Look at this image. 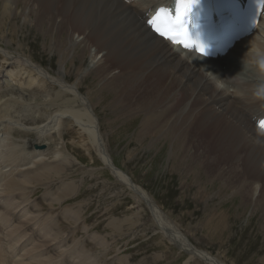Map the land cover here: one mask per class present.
I'll return each mask as SVG.
<instances>
[{"label": "bare ground", "instance_id": "obj_1", "mask_svg": "<svg viewBox=\"0 0 264 264\" xmlns=\"http://www.w3.org/2000/svg\"><path fill=\"white\" fill-rule=\"evenodd\" d=\"M170 1L137 0L128 3L124 0H12L17 6L25 3L31 8H39L41 13L42 9L47 12L44 17H52V23L48 21L52 24L49 29L51 32H67L66 40L59 38L52 41V49L60 58L68 56L66 47L72 34L78 35L80 39L78 43H75L77 40L73 42L76 48H95L96 53L90 56L91 62L96 61L99 56L101 58L96 61V66L92 67L88 76L98 78L102 83L97 92H106L104 106L114 109L118 119L144 116L136 135L137 140L142 139V142H145L149 139H159L166 143L171 142L175 157L172 169L184 170V176L193 175L191 177L196 182L194 185L197 184V199L207 200L217 191L218 195L233 191L235 198L240 197L243 203L254 205L255 216H258L259 228L262 229L264 132L256 127V123L264 118V18L257 34L237 44L226 58L202 59L194 53L180 51V47L158 37L146 26L145 14ZM6 7L7 5L4 10H8ZM26 60L27 62H10L8 66L20 64L25 69L29 68L32 61L28 58ZM31 68L38 70L36 65ZM68 71L66 70L65 75L57 73L58 80L67 82L68 77L72 75L69 72L68 76ZM81 72L82 70L76 68L73 74L80 75ZM85 78L83 75L79 83L83 84ZM80 84H77L75 89L82 95ZM63 92L75 96L72 91ZM83 99L84 97L80 99L75 96V99L60 106V112L36 132L39 134L42 129L53 133L58 129V122L68 119L80 127L82 134L88 137L90 145L102 155L105 151L102 150L103 139L97 135L101 128L96 106H93L95 103L92 105V100L88 97ZM8 104L0 105V219H3L0 220V230L5 231V234L0 236V264H66L69 256L73 254L70 251L61 252L58 261L48 255L52 248V220L49 218L42 228L44 232H48L46 235L50 238L43 240L45 243L41 242L44 243L41 247L35 244L33 248L26 249V254L20 256L19 261L12 259L19 253L16 246L21 244L23 248L26 245V242H22L27 237L26 229L30 231V226L38 224L37 220L40 219L39 215H34L39 210L35 208L40 204L25 206V203L34 198L41 177L51 184L52 171L56 169L57 173H62L63 170L60 169L61 166L53 170L52 159H44L43 152L38 150L33 151L31 161L25 159L27 157L23 156V150L26 146L12 141L13 136L18 134V122L11 118ZM32 131L34 130L27 129L26 133ZM121 173V177H128ZM126 179L131 187L130 178ZM217 182L220 184L218 190H211L210 194H207V186ZM135 191L150 206L154 217L164 230V235L175 246L189 253L192 259L200 258L206 264H224L208 253L198 250L190 241L187 240L186 243L182 238L183 233L167 222L162 210L147 196V192L140 187H135ZM44 199L51 201L49 210L52 213V191ZM14 206L16 208L12 209ZM18 208L28 209L34 217L21 220L23 226L19 229L14 227L15 229L7 231L14 219H18L15 212ZM217 211L219 210H211L203 223L208 226L218 222V225L214 226H217L219 229L216 230L219 231L223 226L224 215L221 212L216 214ZM31 231L33 234L29 235L34 239L35 229ZM18 234L19 237L15 239ZM5 239L16 248L9 251V244ZM11 254L13 257L10 258ZM73 264L93 263L84 256Z\"/></svg>", "mask_w": 264, "mask_h": 264}, {"label": "rangeland", "instance_id": "obj_2", "mask_svg": "<svg viewBox=\"0 0 264 264\" xmlns=\"http://www.w3.org/2000/svg\"><path fill=\"white\" fill-rule=\"evenodd\" d=\"M6 5L8 10H4ZM44 16H47V12L43 9L41 13L39 8H31L25 3L17 6L12 0H0V105L9 103L11 118L18 122V134L13 136L12 141L26 146L23 150V156L27 157L25 159L31 161L33 151L38 150L43 152L44 159H52L53 170L59 166L63 170L59 174L56 169L52 171L51 184L40 178L34 198L25 203V206L40 204L34 214L39 215L40 219L37 220L38 224L30 226V231L26 229L27 237L22 241L26 245L23 248L21 244L14 247L5 239L9 251L12 248L19 250L15 258L12 254L10 258L19 261L20 256L26 254V249L33 248L35 244L41 247L50 238L42 228L49 218L52 220V248L48 255L58 261L61 252L70 251L73 254L66 264L76 263L84 256L93 264H206L200 258L192 259L189 253L175 246L164 235L152 209L135 191V187H140L162 210L167 222L183 233L182 238L186 243L190 241L198 250L224 264H264V227L259 228L254 205L243 203L240 197L235 198L233 191L224 195H218L217 191L207 200L197 199V184L194 185L193 175L184 176V170L172 169L175 159L173 144L159 139L137 140L144 116L118 119L114 109L104 106L107 94L97 92L102 83L98 78L88 76L101 58L99 56L91 62L90 56L96 53L95 48H76L73 42L77 40L75 43H78L80 39L72 34L74 39L70 35L66 47L68 56L60 58L52 49V41L59 38L66 40L67 32H51L52 17ZM27 58L32 61L29 68L25 69L20 64L8 66L14 61L27 62ZM34 65L38 67L37 71L32 70ZM76 68L82 72L74 76ZM66 70H69L68 76L70 73L73 76H67V82L58 80V74L65 75ZM83 75L86 78L80 84ZM77 84L81 86L82 95L75 89ZM66 90L72 91L77 98L84 97L83 100L88 97L92 105L95 103L93 106H96L101 128L97 135L103 139L105 155H100L90 145L88 137L82 134L80 127L68 119L58 122V129L53 133L41 129L42 132L40 130L37 134L36 130L60 112V106L75 99L69 92H63ZM91 116L96 119L94 115ZM27 129L34 131L28 134ZM121 172L130 178L134 190L129 187L128 180L120 176ZM219 185L218 182L208 185L207 194L211 190H218ZM50 191L52 213L49 210L51 201L44 199ZM211 210H219L216 214L221 212L224 215L220 232L214 226L218 222L208 226L203 223ZM15 212L18 219H14L7 231L16 227L19 229L23 226L21 220L34 217L26 208H18ZM33 229L36 234L34 239L30 237ZM4 234L5 231L0 230V236ZM17 237L19 234L15 239Z\"/></svg>", "mask_w": 264, "mask_h": 264}, {"label": "snow or ice", "instance_id": "obj_3", "mask_svg": "<svg viewBox=\"0 0 264 264\" xmlns=\"http://www.w3.org/2000/svg\"><path fill=\"white\" fill-rule=\"evenodd\" d=\"M197 2L198 0H176V16L174 18L170 16L167 10H160L153 20V24L157 26V31H161L169 39L187 47L188 34L183 30L182 21L183 17Z\"/></svg>", "mask_w": 264, "mask_h": 264}]
</instances>
